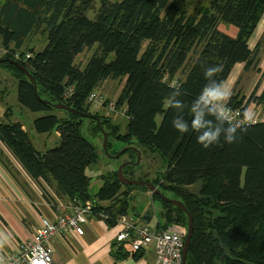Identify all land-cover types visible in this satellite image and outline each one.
I'll return each mask as SVG.
<instances>
[{
    "label": "trees",
    "instance_id": "1",
    "mask_svg": "<svg viewBox=\"0 0 264 264\" xmlns=\"http://www.w3.org/2000/svg\"><path fill=\"white\" fill-rule=\"evenodd\" d=\"M88 1L0 3V59L5 60L0 70L17 82L21 107L46 114L31 122L33 133H58L56 146L38 152L21 123L0 121V167L19 183L12 158L45 199L50 198L49 190L59 200L90 201L94 213L108 216L107 223L113 226L117 216L126 215L127 192L146 190L122 186L114 171L91 194L85 170L96 161V152L81 134L85 119L78 124L80 118L65 111L57 117L51 105L91 114L88 96L104 80H124L115 110L125 109V132L120 134L110 118L92 115L100 119L108 141L113 138L134 147L141 156L153 155L162 164L163 170L148 182L165 197L180 201L192 217L185 264H264V122L243 125L235 143L221 137L219 144L205 149L197 142V133L174 129L177 111L166 106L169 95L178 90V99L187 106L183 117L191 123L190 107L207 83V67L220 65L222 71L214 78L224 82L237 64L244 65V73L258 67L264 34L254 50L248 40L264 14V0H203L192 11L183 7L190 0H98L93 19L87 16ZM221 27L235 28L236 36ZM34 37H39L40 51L31 44ZM90 50L84 66H77V56ZM25 51L31 53L30 59H13L12 54ZM10 59L34 79L39 99ZM262 78L264 73L247 98L235 88L227 107L243 114L253 103L264 113V86L256 94ZM68 88L72 94L65 99ZM87 120L88 135L101 139L95 121ZM126 154L127 161L135 162V153L127 151L122 157ZM137 167L126 166L122 173L134 180L132 171ZM150 197L162 208L160 229L187 225L183 211L154 194ZM113 251L115 258L125 257L116 243Z\"/></svg>",
    "mask_w": 264,
    "mask_h": 264
},
{
    "label": "crops",
    "instance_id": "2",
    "mask_svg": "<svg viewBox=\"0 0 264 264\" xmlns=\"http://www.w3.org/2000/svg\"><path fill=\"white\" fill-rule=\"evenodd\" d=\"M220 30L231 37H235L237 33V30L232 27H222ZM263 34L264 14L253 35L248 40V47L254 50L257 43L261 40L259 38H262ZM262 45L263 44L261 43L259 48L258 64L259 62H264V48H262ZM91 52L92 51H90L87 57L90 56ZM243 68V64L235 65L225 81L227 87L231 89V94L233 90L238 87L241 77L245 76L246 78L247 76L248 78L247 74L249 72L257 73L260 66L257 67L255 71H252L251 69L247 73L243 72ZM262 74H255L252 83L249 84V86L243 87V93L241 95L248 97ZM250 78L251 77H249V79ZM121 83L123 85L124 80H122ZM263 86L264 78H262L259 90L256 94L262 90ZM101 87L103 88L102 83L98 87V90ZM249 108L255 110V112L253 111L255 113V118L261 117L262 115L264 116V113L261 112L255 104L251 103L248 106V109ZM121 110L122 114L125 115V109ZM26 117L29 120L32 116L29 117L26 115ZM21 124L24 126L23 129L27 131L25 129L26 125L23 123ZM53 132L55 133V138H58V133L55 131ZM45 135L46 134H43V136ZM48 140L49 137L47 136L41 137L37 141V145L39 147L44 146ZM11 162L13 164L14 173H18L16 178L19 183L16 182L15 177L13 178L9 172L0 167V232L7 234L9 237V243L5 244L3 248H0V256L4 259L6 256L10 255L19 244L30 239V237L39 229L40 219L42 217L54 221L60 215V207L70 205L72 199H75L59 200L52 192H48L50 198L45 199L25 174L22 171H19V166L12 160V158ZM135 194L136 191L131 196L133 197ZM144 195L151 200V194L149 192L144 193ZM153 206L154 203H152L149 213L146 214L147 216L145 215L136 219L133 216H130L128 212H126L125 216L129 219H133L135 223L144 224L152 230H159L163 224V221L159 218L161 212L160 205L157 208ZM151 223H154L153 228L150 226ZM82 228V236H78L72 230H69L51 242L52 258L55 264H154V251L152 247L135 253L139 254L137 257H134L133 254H129L126 247H122L125 257L119 259L114 257L113 245L116 243L115 239L118 233V227H115V224L110 226L108 225L107 220L98 216L90 215L86 218Z\"/></svg>",
    "mask_w": 264,
    "mask_h": 264
},
{
    "label": "rangeland",
    "instance_id": "3",
    "mask_svg": "<svg viewBox=\"0 0 264 264\" xmlns=\"http://www.w3.org/2000/svg\"><path fill=\"white\" fill-rule=\"evenodd\" d=\"M2 1L3 0H0V3ZM109 1L114 2L116 0H109ZM203 2H204L203 0H190L183 7L186 8L187 10L189 9L192 11L198 5L202 4ZM85 7L87 9V16L90 19H93L99 8L98 0H89L88 3L85 5ZM31 44L35 51H40L42 49V45L40 44L39 37H34L31 40ZM262 44H263L262 48H264V40L262 41ZM90 51H86L80 56H78L77 59L75 60V64L82 68L84 64L86 63L87 59L89 58L87 56L89 55ZM259 66L260 68L257 71V73H261V74L264 73V62L263 61L259 62L258 67ZM252 71H255V70H252ZM257 73L249 72L247 74L248 78L247 76L246 78L245 76L241 77L238 83V87L236 88V91H238L239 94H242L243 87L249 86V84H251L254 79V75ZM249 77L251 78L249 79ZM102 86L103 88L101 87L99 90L98 89L96 90V93L98 97L101 99V101L108 102V103H115L116 95L118 96L121 90L120 87L122 88L121 81L107 79L102 82ZM252 111L255 112V110H252ZM107 112L109 111L106 109V105H104L103 107L102 106L101 107H91V114H97L98 116H106L110 118L112 123L118 127L119 133L123 134L126 129L127 120L122 114V110H113L112 112H109L110 114L108 115H107ZM25 114L29 117L32 116L31 119L28 120ZM52 114H55L57 117H63L64 115V113L59 110L54 111ZM45 115H46L45 113H30L28 112V110L21 107L17 100V82L8 73L0 70V121L13 122V123L20 122V123L25 124L28 128L27 129L25 126V129L28 131L29 140L31 144L33 145V147L38 152H45L46 150L56 146L58 142V138H55L54 136L55 133L51 132L50 134L45 135L49 137V140L45 143L44 146L39 147L37 145V141L41 137H45V136L33 133V131L30 129V124L32 120L36 118H40ZM263 117L264 116L262 115L261 117L254 118V121L255 122L262 121L264 120ZM88 123H89L88 120L85 119L83 122V127L81 129V134L84 138H86L91 144L95 146L96 161L87 167V169L85 170V175L89 178V181H90L89 188H88L89 192L91 194H95L99 190V188L102 186L103 178L107 177L112 172L117 171L119 166L123 162L127 161V154L119 159L110 158L109 156L113 157L126 148L123 143L113 138H110L108 141L110 145V149L108 151L109 156L106 155L102 149V138L101 139L91 138L88 135L89 133L87 130ZM156 123L157 124L160 123L159 116L156 118ZM162 168H163L162 164L159 162L157 157L153 155L141 156L140 154V164L137 168H135L132 171L133 173L132 178L134 180L143 178L142 180L151 181L154 178H156V175L158 172H161L163 170ZM19 171L21 170L19 169ZM135 191H136L135 196H133L132 198H129L131 197L132 194L135 193ZM48 192L50 191L48 190ZM121 192H127V190L121 189ZM144 193H147V192L142 191L138 188L127 192L126 202H128V209L126 207V212H128L130 216H133L136 219L138 217L140 218V217L145 216L150 211L152 203H154L153 207L155 208H157L160 205L157 200L151 201L149 200V198H146ZM168 196L171 197L170 195ZM160 209L162 210L161 206H160ZM150 226L153 228L154 223H151ZM173 227L184 228L186 231V226H175L174 225V226H170L169 228H173Z\"/></svg>",
    "mask_w": 264,
    "mask_h": 264
},
{
    "label": "built area",
    "instance_id": "4",
    "mask_svg": "<svg viewBox=\"0 0 264 264\" xmlns=\"http://www.w3.org/2000/svg\"><path fill=\"white\" fill-rule=\"evenodd\" d=\"M1 54H5L4 51ZM16 61L25 62L30 59L29 51L12 54ZM165 81V78H163ZM72 94V88L65 90L63 98L67 99ZM103 102L98 97L96 90L87 98V104L91 107H103L109 112L115 110V103ZM107 112V115L110 114ZM232 122L242 120L240 110L231 109ZM264 118V117H263ZM264 121V120H262ZM251 123H255L253 120ZM248 124L245 122L243 125ZM242 125V126H243ZM95 205L90 202H81L72 199L70 205L60 207V215L54 221L42 217L39 229L24 243L6 256L5 264H55L52 258L51 242L58 236L72 230L76 235H83L82 226L88 216H98L108 220V216L94 213ZM115 227H118L116 243L126 247L129 254H135L146 248L152 247L154 251V264H182V250L186 231L184 228L173 227L167 229L152 230L144 224L135 223L126 216H117L114 219Z\"/></svg>",
    "mask_w": 264,
    "mask_h": 264
},
{
    "label": "clouds",
    "instance_id": "5",
    "mask_svg": "<svg viewBox=\"0 0 264 264\" xmlns=\"http://www.w3.org/2000/svg\"><path fill=\"white\" fill-rule=\"evenodd\" d=\"M221 71L220 65L205 69L204 77L207 83L191 104V123L183 117L182 113L187 106L178 99L180 96L178 90L173 91L166 100V106L177 111L172 121L174 129L180 133H197V142L205 149L219 144L221 137L228 144L235 143L244 131L242 125L245 122L251 123L255 118V113L249 108L245 109L241 121L232 122L231 109L227 107L231 89L227 87L226 82L214 78ZM7 243H9L8 235L0 232V248ZM0 264H5L2 256H0Z\"/></svg>",
    "mask_w": 264,
    "mask_h": 264
},
{
    "label": "water",
    "instance_id": "6",
    "mask_svg": "<svg viewBox=\"0 0 264 264\" xmlns=\"http://www.w3.org/2000/svg\"><path fill=\"white\" fill-rule=\"evenodd\" d=\"M3 61H5V60L0 59V63L3 62ZM7 61L10 64L18 67L19 70L22 71V73L25 75V77L28 79V81L32 85L35 97L37 99H39L38 96H37V93H36L35 81L28 74V72L25 70V68H23V66L20 63L14 61V60L10 59V60H7ZM51 107L54 110L65 111V112H68V113H70L72 115L78 116L80 118V120H78V124H80L82 119H92V120H94L95 123H96V126H97V128L99 130V133L102 136V149H103L104 153L109 156L108 149H107L108 136H107V133L101 128V124H100V119L99 118L95 117L92 114H87V113H82V112L76 111L74 109H71V108L63 105V104L51 105ZM127 151H131V152L135 153V162H133V161H125L119 166V168L116 171V175H117V179H118L119 184H121L124 187H141V188H144L150 194L156 195L161 201H163L165 203H169L170 205L180 209L181 211H183L187 215L186 236H185V239H184V246H183V250H182V264H185L187 248H188V245H189V242H190V239H191V236H192V232H193V225H192V217H191V215L188 214V212L185 209L184 205L180 201L165 197L159 191V189L156 186H154L151 182L143 181V180H131V179L126 178L123 175V173H122L123 168L126 167V166L137 167L140 164V154H141L140 151L137 150L134 147H126L124 150H122L117 155H115L113 157L109 156L112 159H119ZM181 190L185 191V192H188L187 189H181Z\"/></svg>",
    "mask_w": 264,
    "mask_h": 264
}]
</instances>
